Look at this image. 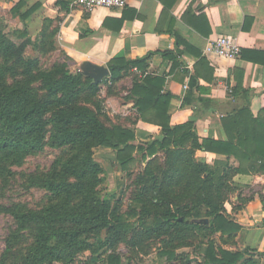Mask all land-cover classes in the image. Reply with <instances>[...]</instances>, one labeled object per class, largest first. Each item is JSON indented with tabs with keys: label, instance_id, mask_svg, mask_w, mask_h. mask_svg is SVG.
<instances>
[{
	"label": "trees",
	"instance_id": "1",
	"mask_svg": "<svg viewBox=\"0 0 264 264\" xmlns=\"http://www.w3.org/2000/svg\"><path fill=\"white\" fill-rule=\"evenodd\" d=\"M72 1L58 3L69 12ZM176 1L162 0L163 14ZM24 4L21 0L11 10L19 13L21 19L32 12L30 9L22 14ZM199 9V15L190 10L183 21L201 35L209 36L204 31L209 26L204 7ZM124 20L125 16L118 21L116 32H120ZM61 22L59 17L47 18L33 42L26 28L8 31L0 7V182L8 183L17 174L14 167H20L26 158L46 146L61 151L48 170L27 176L30 187L49 193L45 205L32 208L17 202L0 203V214L9 215L15 225L5 239L0 264H90L108 251L107 262L121 264L117 253L120 244L142 253L153 239L161 241L160 255L169 258L178 249L197 244L205 264H261L264 252L250 247H223L224 242L235 244L242 226L232 213L249 201L242 198L234 177L264 171V108L257 117L253 115L250 90L230 89L233 95L242 94L244 104L233 115L222 118L227 141L201 137L196 123L208 106H200L201 99L193 92L200 89L199 77L203 76L198 68L213 73L201 52L178 37L176 51L161 52L173 66L182 64L178 59L184 52L199 57L185 98L189 102L188 97H193L195 115L183 124L172 125L169 109L173 95L164 91L163 76L148 72L155 52L137 59H112L108 63L111 74L101 84L85 76L64 50L61 55L65 59L50 68H42L39 57L27 55L29 47L40 54L54 52ZM92 33L86 28L80 36ZM246 52L241 53L244 59L258 61L246 56ZM249 52L264 56L263 52ZM127 78L132 85L126 99L134 102L135 118L106 110L107 99L119 96L116 84ZM139 120L159 126L161 137L138 143L134 125ZM100 147L113 149L116 163L123 170L129 169L137 152L146 161L135 178L132 199L139 209L133 211L137 216L134 223L123 216L120 199L113 202L112 196L107 198L101 192L105 170L95 156ZM198 151L224 155L226 159L210 165L197 159ZM231 158L239 166L235 167ZM237 192L241 203L233 204L230 213L227 203ZM28 233L32 234V241L27 244ZM217 235L223 241L221 246L216 242Z\"/></svg>",
	"mask_w": 264,
	"mask_h": 264
},
{
	"label": "crops",
	"instance_id": "2",
	"mask_svg": "<svg viewBox=\"0 0 264 264\" xmlns=\"http://www.w3.org/2000/svg\"><path fill=\"white\" fill-rule=\"evenodd\" d=\"M20 1L0 0L1 15L9 30L26 28L35 42L47 18H62L57 40L78 66L84 61L108 66L116 57L137 59L155 52L149 61L148 72L163 76L166 80L164 91L173 95L169 109L172 125L183 124L195 115L193 97H188L189 102H185V98L191 90L190 80L196 75L195 68L199 64V57L191 52H184L178 59L182 64L175 66L162 56L161 52L176 51V37L201 52L208 67L213 70L211 73L198 68L203 76L199 77L200 89H194L193 94L201 99L200 106H208L197 119L196 131L199 136L228 140L222 127V118L224 115H233L234 110L244 104L242 94H231V88L250 90L253 95L250 109L255 117L264 108V56L249 52L264 53V0H177L164 14L162 0H126L122 8H97L89 13L79 8L67 12L58 0H24L20 12L25 14L32 9L25 19H21L19 13L11 12ZM199 6L204 7L209 22L204 31L210 33L209 36L201 35L183 21V16H187L190 10L192 14L199 15ZM123 16L125 20L118 33L115 30ZM105 21L108 22L106 26ZM86 28L93 33L81 37L80 33ZM171 30L174 33L169 32ZM221 36L232 37L241 50L248 51L246 56L258 61L242 56L227 59L210 53V44ZM180 48L183 49V46ZM112 101H116V98L111 97L106 101L109 111L113 108ZM123 104L119 111L113 109L110 113L135 118L133 100H125ZM134 128L137 142L149 143L162 135L159 126L147 121H137ZM112 151L116 157L115 151ZM196 156L210 165L216 160L226 159L224 155L203 151H198ZM230 162L235 167L239 166L235 158H231ZM234 182L240 186L242 198H249L243 209L232 213L242 226L236 233L234 250L250 247L264 252V171L237 174ZM237 194L231 196L233 204L241 203ZM259 262L264 264V257Z\"/></svg>",
	"mask_w": 264,
	"mask_h": 264
},
{
	"label": "rangeland",
	"instance_id": "3",
	"mask_svg": "<svg viewBox=\"0 0 264 264\" xmlns=\"http://www.w3.org/2000/svg\"><path fill=\"white\" fill-rule=\"evenodd\" d=\"M8 27V25H7ZM8 31L9 27L7 28ZM56 47L54 52L50 54H40V52L32 47L27 49V55L32 57H39L42 68H50L55 62L63 61L65 58L61 55L59 42L56 36ZM132 85L131 79H124L118 82L115 86L119 96L114 97L116 101H112L113 109L120 110L124 105L128 90ZM105 88L101 96H105ZM128 101V100H127ZM107 108V107H106ZM108 110V109H106ZM140 144H145L138 142ZM150 143V142H149ZM61 155V151L46 146L45 149L35 155L26 158L25 162L20 167H14L13 170L17 172L15 177L8 183L0 182V203L10 205L12 203H22L32 208H40L45 205L49 198V193L40 187H30L27 182V176L35 172H43L48 170L56 157ZM96 159L104 167L103 182L100 186L101 192L107 198L112 196L113 202L121 200V212L123 216L134 223L137 219L133 215L134 210H138L139 206L133 201L132 197L136 190L135 178L136 175L143 171L146 161L143 160L140 152L136 153V159L130 165L128 170L119 168L116 163V157L112 149L100 148L95 150ZM233 200L227 203L228 210H232ZM13 219L6 214H0V254L5 249V239L10 231L14 228ZM216 242L221 246L223 244L219 236H215ZM32 241V234L28 233L27 244ZM161 241L153 239L149 241L148 248L144 252L138 253L136 250L128 247L122 243L119 245L117 253L121 258V264H205V258L200 246L195 244L193 247L180 248L175 252V255L169 258L167 255L161 256L159 246ZM232 241L224 242L225 248L229 247L234 250ZM110 254V251H108ZM108 254H102L96 262L90 264H109L106 260Z\"/></svg>",
	"mask_w": 264,
	"mask_h": 264
},
{
	"label": "built area",
	"instance_id": "4",
	"mask_svg": "<svg viewBox=\"0 0 264 264\" xmlns=\"http://www.w3.org/2000/svg\"><path fill=\"white\" fill-rule=\"evenodd\" d=\"M126 5V0H73L71 9H82L89 13L97 8L119 9ZM210 53L216 56L236 59L241 56L242 50L237 42L230 36H221L214 40L208 48Z\"/></svg>",
	"mask_w": 264,
	"mask_h": 264
},
{
	"label": "water",
	"instance_id": "5",
	"mask_svg": "<svg viewBox=\"0 0 264 264\" xmlns=\"http://www.w3.org/2000/svg\"><path fill=\"white\" fill-rule=\"evenodd\" d=\"M80 71L90 78H92L93 83L101 84L103 80L110 76L111 72L108 66L98 65L90 61H84L79 66ZM201 222L207 223V219L199 220Z\"/></svg>",
	"mask_w": 264,
	"mask_h": 264
}]
</instances>
